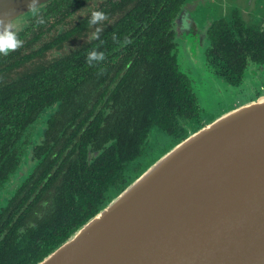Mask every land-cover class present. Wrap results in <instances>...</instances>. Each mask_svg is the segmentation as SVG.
Instances as JSON below:
<instances>
[{
  "label": "trees",
  "instance_id": "trees-1",
  "mask_svg": "<svg viewBox=\"0 0 264 264\" xmlns=\"http://www.w3.org/2000/svg\"><path fill=\"white\" fill-rule=\"evenodd\" d=\"M181 1L143 0L142 6L123 15L99 43L75 51L79 57L54 60L47 67H38L31 73L21 70L29 59L69 40L86 28L88 22L74 27L26 59H20L16 54L13 63L10 60L1 62L0 191L21 167L26 142L30 140L26 132L41 113L50 111L55 103L60 102L55 115L74 117L76 129L70 132V136L58 135L37 147L38 151L45 148L50 156L59 147V160L64 161L63 167L69 169L63 172L53 210L45 219L35 220L36 226L25 225L37 205L29 198L21 199L17 195L9 201L6 211L0 213V264L41 263L105 208L107 198L104 196L109 186H120L123 179L121 169L142 156V147L154 126H159L178 141L194 132L189 131L186 135L180 125L182 119L190 121L201 111L188 85L186 88L176 78L173 95L168 90L164 94L165 104L158 103L152 95H156V90L168 81L170 56L161 50L163 43L150 41L147 36H153L154 31L169 30ZM143 29L142 34L138 33ZM133 32L135 34L131 35ZM130 36L134 40L126 44L125 61L118 71L115 89L111 86L102 89L98 83L93 91L77 92L73 80L81 72L88 71L87 55L102 47L106 52H115L116 40H126ZM137 37H142L143 41ZM76 61L79 62L78 71L72 65ZM143 63L149 64V71L141 67ZM14 70L17 71L15 77L12 76ZM68 149L72 151L67 155ZM98 150L103 153L88 161V153ZM35 157L40 159V156ZM61 173L62 170L57 175ZM125 187H117V193Z\"/></svg>",
  "mask_w": 264,
  "mask_h": 264
},
{
  "label": "water",
  "instance_id": "water-1",
  "mask_svg": "<svg viewBox=\"0 0 264 264\" xmlns=\"http://www.w3.org/2000/svg\"><path fill=\"white\" fill-rule=\"evenodd\" d=\"M37 1L0 0V21L13 31ZM198 11L178 17L183 40L198 41ZM39 264H264V94L191 132Z\"/></svg>",
  "mask_w": 264,
  "mask_h": 264
},
{
  "label": "flooded vegetation",
  "instance_id": "flooded-vegetation-1",
  "mask_svg": "<svg viewBox=\"0 0 264 264\" xmlns=\"http://www.w3.org/2000/svg\"><path fill=\"white\" fill-rule=\"evenodd\" d=\"M163 1L168 0H161V2ZM211 3L208 0L181 1L179 12L170 24L169 30L162 33L154 31L152 32L153 36H147L150 41L163 43L164 45L160 47L161 50L170 56L167 67L168 81H165L156 90V95L152 94L158 99V103H166L167 100L164 94L167 93V90L169 94L173 95L176 88V78L180 79L181 81H178V83L183 84L186 88L188 85L196 97L197 105L201 110L199 116L190 121H187V119L180 121L186 135L189 131L197 132L206 126L205 119L206 117L209 118L208 112L211 107L208 104L209 102L217 101L216 103L219 102L222 105L226 91L240 88L248 74L259 76L264 74V0H219L217 14L208 15L206 19H203L204 21L195 24L198 28L196 33L198 34L197 38L198 42L200 41V49L206 68L204 67L199 75V71L195 66L192 70L191 67L183 65L185 62H182L181 50H184L187 44L180 37V27L177 19L183 8L189 4L194 5L195 8H205ZM140 5H143V0H38L25 15L13 21V31L17 38L22 41V44L8 55L0 53V65L1 62L7 60L12 62L16 54H19L18 58L26 59L32 53L37 52L38 49H42L59 37L62 38L74 27L88 22L86 28L69 40L29 59L25 64V69L27 73H31L38 67H47L54 60L69 56L79 57L80 54H75V51L85 45L99 43L103 36L120 21L123 15ZM95 11L105 13L106 18L96 24H90L92 13ZM81 13H87V15L83 16L72 27H69L76 15ZM140 31L138 33L142 34L144 29ZM134 34L135 32L131 35ZM79 39L86 40L81 42L82 44L72 52L63 51L67 43ZM124 39L119 38L116 40L115 52H106L103 47L98 52L93 51L97 56L102 55V59H94L90 62L89 57L93 52L87 55L88 71L85 74L84 71L81 72L73 80V86H75L77 92L93 91L98 83H101L99 87L102 89H107L109 86L115 89V82L118 81V71L125 61L123 56H126L124 55L126 44L127 42H133L134 37L130 36L126 40ZM137 39L143 41L142 37H137ZM72 65L76 67L75 71L79 70L78 61L72 62ZM141 67L149 71L148 63H143ZM1 68L3 67L0 66ZM126 71L127 68L124 69V73ZM163 71L165 72V70ZM13 72L12 76L15 77L17 71L14 70ZM6 75L10 76V73H6ZM216 81L223 84L224 90L218 88L219 85L214 84ZM113 83L115 84L113 85ZM210 87L212 91H216L215 95L212 96L213 98L209 95L212 92L209 90ZM201 89L207 91V99L209 100H203L200 95ZM263 94L264 85H261L254 96L259 97ZM59 106H61L60 102L55 103V107L50 111L41 113L29 127L26 135L30 140L26 142L27 150L21 167L16 169L5 188L0 191V211L2 210L0 213L6 211L9 201L16 198L17 195L21 199L29 198L31 203L36 201V207L25 222L28 227L36 226L35 220L45 219L53 210L56 202L55 194L59 192L63 172L69 169L64 168V161L59 160L57 151L59 147L55 148L53 156L48 155L43 147L42 150H37V147L45 144L46 141L54 140L58 135L70 136V132L76 129L74 117L68 118L67 116L55 115ZM182 141L184 140L178 141L175 137L168 135L159 126H154L148 134L146 145L142 147V156L136 161L125 165L124 169L118 166L122 168L123 173L120 186L126 185L123 191ZM163 142H167V145L162 144ZM109 146L108 151L111 149ZM164 146L166 147L160 152L159 149ZM58 150L60 152L61 149ZM71 151V149H68L66 154H70ZM156 151H159V157L154 155ZM102 153L101 150L90 151L88 161H93ZM35 156H40V159ZM47 162L51 163L48 164ZM61 170L62 173L58 176L57 174ZM120 186H109V191L104 196V198H107V205L123 192L117 193V187Z\"/></svg>",
  "mask_w": 264,
  "mask_h": 264
},
{
  "label": "rangeland",
  "instance_id": "rangeland-1",
  "mask_svg": "<svg viewBox=\"0 0 264 264\" xmlns=\"http://www.w3.org/2000/svg\"><path fill=\"white\" fill-rule=\"evenodd\" d=\"M208 2L210 3L212 1L208 0ZM218 3H219L218 1H215V2H213L212 5L208 4V6L205 8H198L199 11L194 13V17H197L198 22H202V21H204L203 19H206L208 17V15H216L218 12V8H217ZM86 15H87V13L77 14L76 17L73 19V21L70 23L69 27L70 26L72 27L78 20H80L83 16H86ZM85 40L86 39H84V40L79 39L77 41L69 42L64 46L63 51L64 52H72L78 46H80L82 44L81 42H84ZM183 41L186 42V44H187V46H185L184 50H181V59H182V62H185V64H183V65H185L187 67H191L192 70L195 66L197 71H199V75H200L201 70L199 69V67L196 65V63L192 59V49H193L194 45L196 43H198V41H196V40L194 41V39L187 38V37L184 38ZM21 70H26V69L23 68ZM262 75L259 76V75H254V74H248L245 78L244 84L240 88H237L235 90L229 89L226 91V93L224 94L225 99L223 100L222 105L219 102L216 103L217 101H215L213 103L209 102L208 104L211 107H210V110L208 112L209 118L206 117V119H205L207 124L212 122L216 118L220 117L224 113L229 112V111L233 110L234 108H236L240 105L246 104L247 102L255 99L256 97L254 95L256 93V90H259L260 86L264 85V74H262ZM214 84L219 85L220 87H218V88H222L224 90V86L220 81H216ZM226 89H228V87H226ZM209 90L212 91L211 87ZM215 92L216 91L210 92L209 95L211 98H213L212 96L215 95ZM200 95L204 101L209 100V99H207L208 93L205 89L204 90L201 89ZM162 144L167 145V142H163ZM165 147L166 146L160 148L159 151L161 152V150L164 149ZM159 151L154 152V155L159 157L160 156Z\"/></svg>",
  "mask_w": 264,
  "mask_h": 264
},
{
  "label": "clouds",
  "instance_id": "clouds-1",
  "mask_svg": "<svg viewBox=\"0 0 264 264\" xmlns=\"http://www.w3.org/2000/svg\"><path fill=\"white\" fill-rule=\"evenodd\" d=\"M105 18V13L101 11H95L92 13L89 23L96 24L98 21H102ZM0 26H2V30H0V53L8 55L11 51L20 47L22 41L17 38V35L11 30V27L8 23L5 24L3 21H0ZM102 58V55L97 56V54L93 52L90 54L89 61L91 62V60Z\"/></svg>",
  "mask_w": 264,
  "mask_h": 264
}]
</instances>
